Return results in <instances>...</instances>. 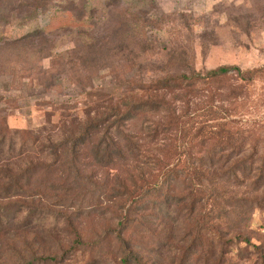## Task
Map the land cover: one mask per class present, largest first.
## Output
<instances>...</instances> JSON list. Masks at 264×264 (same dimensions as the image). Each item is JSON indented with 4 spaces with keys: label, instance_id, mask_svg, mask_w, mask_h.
<instances>
[{
    "label": "trees",
    "instance_id": "obj_1",
    "mask_svg": "<svg viewBox=\"0 0 264 264\" xmlns=\"http://www.w3.org/2000/svg\"><path fill=\"white\" fill-rule=\"evenodd\" d=\"M263 76L264 65L236 64L168 73L141 96L121 98L100 118L59 128L56 136L0 128V234L8 223L18 226L8 245L17 264L59 261V253L81 245L96 264L110 238L115 263L149 264L133 235L170 222L185 224L180 264H192L186 260L213 235L221 245L250 244L242 227L264 207V132L245 115L248 89ZM146 115L156 119L140 131L129 128ZM98 210L106 224L88 235L82 215ZM50 213L65 226L64 240L55 238L59 250L32 246L49 239L39 229L29 233L28 223Z\"/></svg>",
    "mask_w": 264,
    "mask_h": 264
},
{
    "label": "rangeland",
    "instance_id": "obj_2",
    "mask_svg": "<svg viewBox=\"0 0 264 264\" xmlns=\"http://www.w3.org/2000/svg\"><path fill=\"white\" fill-rule=\"evenodd\" d=\"M222 64L264 65V0H0V128H40L56 136L59 128L100 118L121 98L141 96L168 73ZM247 97L245 116L256 126L263 123L254 128L264 132L259 119L264 76L250 86ZM155 117L143 116L129 128L140 131ZM100 211L82 215L88 235L106 224ZM52 214L28 223L29 233L39 229L49 239L32 246L52 250L59 241L55 238L64 240V223L57 225L59 213ZM263 226L264 207H257L242 227L250 244L221 245L213 235L186 262L264 264ZM6 227L0 234V264H17L18 255L8 245L16 241L18 226ZM185 231L184 222L177 228L170 222L144 237L138 231L133 239L149 264H180L188 244ZM102 246L106 254L96 264H117L113 239ZM222 249L225 256L216 258ZM58 258L34 264H91V249L81 245Z\"/></svg>",
    "mask_w": 264,
    "mask_h": 264
},
{
    "label": "built area",
    "instance_id": "obj_3",
    "mask_svg": "<svg viewBox=\"0 0 264 264\" xmlns=\"http://www.w3.org/2000/svg\"><path fill=\"white\" fill-rule=\"evenodd\" d=\"M262 230H263V234H264V226H263Z\"/></svg>",
    "mask_w": 264,
    "mask_h": 264
}]
</instances>
